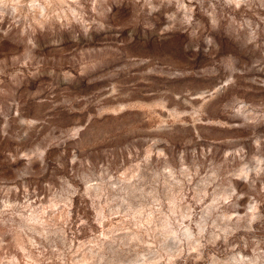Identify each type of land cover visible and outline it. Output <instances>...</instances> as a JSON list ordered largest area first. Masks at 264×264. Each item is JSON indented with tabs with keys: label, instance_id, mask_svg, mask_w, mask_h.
Returning a JSON list of instances; mask_svg holds the SVG:
<instances>
[{
	"label": "rangeland",
	"instance_id": "obj_1",
	"mask_svg": "<svg viewBox=\"0 0 264 264\" xmlns=\"http://www.w3.org/2000/svg\"><path fill=\"white\" fill-rule=\"evenodd\" d=\"M0 264H264V0H0Z\"/></svg>",
	"mask_w": 264,
	"mask_h": 264
}]
</instances>
